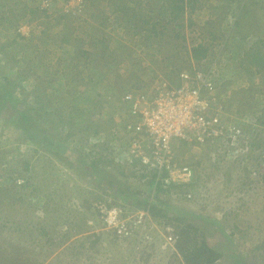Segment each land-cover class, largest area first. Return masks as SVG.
<instances>
[{
  "label": "rangeland",
  "instance_id": "obj_1",
  "mask_svg": "<svg viewBox=\"0 0 264 264\" xmlns=\"http://www.w3.org/2000/svg\"><path fill=\"white\" fill-rule=\"evenodd\" d=\"M44 1L0 0L2 262L180 264L175 244L162 241L165 226L159 223L153 226L162 232H158L162 242L147 245L146 250H135L134 243L130 247L128 239L116 242L101 221L96 227L93 219L85 225L82 213L90 219L92 208L79 205L91 206L90 200L100 195L104 200L96 199L92 205L99 200L140 209L145 205L138 199L146 197L193 213L190 221L201 226L203 237L221 253L217 264H264V72L252 75L240 66L244 49L264 50V0H183V19L173 23L158 19L167 0H150L151 9L140 8V17L159 20L158 31L168 25L165 34L150 38L140 23L117 24L110 0H82V7L76 0H48V5ZM180 20L179 38L169 36ZM235 20L241 21L239 28L233 26ZM208 30L216 38L209 40ZM202 40L210 41L212 52L200 67L215 69L229 120L242 125L243 131L254 127L261 133L260 141L242 142L240 162L231 158L232 153L224 156L218 143L175 145V153L204 174L198 194L184 199L177 196L181 189L156 192L142 171L131 169V162L116 164L122 160L115 149L98 147L108 140L119 143L120 135L125 145L120 115L125 109L116 106V94L133 88L148 92L158 83L168 84L170 70L198 67L186 60V50ZM28 114L30 133L22 128ZM94 130L98 135H92ZM257 142L263 147L257 149ZM100 155L112 161L103 167L96 162ZM15 165L21 170L11 174ZM77 208L83 212L73 215ZM98 235L99 243H93Z\"/></svg>",
  "mask_w": 264,
  "mask_h": 264
},
{
  "label": "built area",
  "instance_id": "obj_2",
  "mask_svg": "<svg viewBox=\"0 0 264 264\" xmlns=\"http://www.w3.org/2000/svg\"><path fill=\"white\" fill-rule=\"evenodd\" d=\"M76 2L81 4L82 0ZM48 3V0L44 1L45 5ZM215 75L213 67H196L191 71H180L176 87L161 82L148 95L137 91L124 93L121 103L128 107L130 116L124 122L129 147L117 158L138 162L135 167L139 171L142 167L160 173L163 186L167 187L171 183L181 185L191 182L194 176L193 168L180 164L179 160L184 158L175 153V145L180 142L188 145L214 142L224 147L225 153H232L231 156L242 154L245 148L240 144L248 140V131H243L242 125L229 120L230 115L217 93ZM241 138L240 144L237 143ZM177 196L191 198L192 194L188 192ZM95 206L105 229L119 239L130 238L150 217L144 207L126 209L122 205H107L105 202H97ZM167 231L165 243L173 245L177 237L170 227Z\"/></svg>",
  "mask_w": 264,
  "mask_h": 264
},
{
  "label": "trees",
  "instance_id": "obj_3",
  "mask_svg": "<svg viewBox=\"0 0 264 264\" xmlns=\"http://www.w3.org/2000/svg\"><path fill=\"white\" fill-rule=\"evenodd\" d=\"M150 0H110V2L114 3L115 7H114V11L117 14V24L119 25H124L127 24L128 27H135L134 25L135 22L136 23H140L139 27H142V30H147L148 33H150L149 38L152 35H156V36H160L162 34H165L164 30H168V25L163 24V28L158 31V24H159V20L156 21L153 19L152 16H148L147 18L144 17H140V15H142L139 12V9L143 8L146 11H148L149 9H151L150 7V3H148ZM161 1V0H160ZM166 3V11L165 13H163L162 15H158V19L162 18V21L164 20H168L167 23H173L174 20L177 19H183V14H184V2L183 0H167ZM142 6V7H141ZM85 7V5H84ZM147 15V13H145ZM63 15H67L69 17L71 14L64 12ZM169 16V17H168ZM182 16V18H181ZM169 18V19H168ZM178 21L175 22L174 25L176 24V26H174V28L171 30V33L169 32V36L170 34H172V37H178L180 35V32L178 31L179 29H177V27L182 26L181 22L182 21ZM142 21V23H141ZM211 21V20H209ZM211 24H213V22H210ZM235 27L239 28L242 23L239 20H235L233 23ZM177 29V31L175 30ZM207 35L208 38L210 40V38L214 39L216 38V34H214L213 31L208 30L207 31ZM224 36V34H221ZM166 36V35H165ZM64 40H67V38L65 37ZM207 40V39H206ZM206 40H202L200 41L198 44H195L192 47H189L188 50H186V54L189 55V57L187 56L186 60L188 62L194 61L198 66L201 65V62L205 59L208 58V56L210 55V41L208 40V42ZM184 41V38H183ZM223 45H226V42H224ZM186 48V47H185ZM244 52L246 53V57L240 62V66L242 68H244L245 70H248L252 75H257V74H263L264 72V50L260 47V46H251L247 49H244ZM216 58V57H215ZM209 59V58H208ZM186 68L183 67H178L177 69L170 70L167 74V77L170 79V84L171 85H178V80H177V75L178 73ZM190 70H193L194 67L189 68ZM177 73L176 75V80L172 78L173 74ZM264 75V74H263ZM220 80V79H218ZM219 85V83H218ZM154 87H152V89L148 90V92H150L151 90H153ZM129 90H135V88L133 89H128L126 91ZM144 93L147 94L146 91H143ZM219 92V90H218ZM12 93V92H11ZM125 93V91H121L119 93H117L116 97L119 99V104H117L116 106L118 108H123L122 107V103L120 102V97ZM221 93V92H219ZM150 94V93H149ZM2 108L0 107V110ZM122 117H124V111L120 114ZM31 119V116L28 114L26 116H24V121L25 123L22 124V128L26 131V132H31V127L28 124V120ZM261 119L264 120V116H261ZM123 120H125V118H123ZM248 120L246 119V122ZM259 119H256L257 125L260 127L259 125ZM245 122L243 121V125ZM264 125V124H263ZM262 125V126H263ZM118 128V127H117ZM122 132L121 134L124 136L123 137V141L125 143L121 144L122 138L120 135L119 138V143H110L109 140L107 141L108 143H106L103 146H99L98 150L102 151L103 147L104 148H109V150L115 149L116 150V157H118V155L124 151V149H128L129 145V138L127 135V132H125V123L123 124V128H122ZM252 131H248V140L249 138L251 140H259L260 134L261 133L260 130H256L254 129V127L252 128ZM114 133L116 134V131H114ZM98 135V130H94L92 135ZM102 138V137H99ZM113 141V139H112ZM246 141V140H245ZM260 141V140H259ZM101 143V142H100ZM263 143V142H262ZM260 142H257L256 145L255 143L253 144V146L255 145L257 147V149H259V147H263V144ZM48 144L51 146L52 141L50 140V142H48ZM110 144V145H109ZM188 145V144H187ZM242 148H244V144L241 143L240 144ZM52 147V146H51ZM108 150V151H109ZM111 153H108V155ZM227 153H224L223 155L226 156ZM107 155V154H105ZM241 155H237V156H231V158H233V160H238L240 162L241 159ZM101 159H107L108 161L105 163L103 161H100L101 159H97L96 162L98 163H102V166L105 167L107 165V163H110L112 161V159H108V156H103L100 155ZM179 158V157H178ZM209 158L211 159V156H209ZM180 159V158H179ZM180 164H188L186 163L185 159H180ZM123 162L126 163L127 160L124 161H116V164L118 165V163L120 165ZM131 169L134 170H139L136 169L135 166L137 164H139L138 162H133L131 163ZM191 163H189L188 165L191 166L193 168L194 171V176L191 180V182L188 183H182L181 185H174L173 183H171L169 186L164 187V183L162 182V175L160 173L154 172V171H147L144 170L142 167L140 169V171L143 172L142 177L143 178H147L148 182L152 185H154V188L156 189V192H167L169 193L170 190H174V189H181V192L178 194L182 195L183 189L184 190H188L189 193L192 194V196L198 194V190L201 189V186L203 184V175L202 173H196V170L194 169L197 165H190ZM126 165V164H124ZM195 166V167H194ZM25 169H29V164L26 163L24 165ZM130 167V166H129ZM12 168V173L13 174L15 171L17 170H21V168L18 165L15 166H11ZM100 171V170H99ZM96 172H98V170H96ZM250 174V172H248V175ZM262 177L264 180V172L262 173ZM246 183H244L245 185ZM185 192V193H188ZM201 193V192H199ZM184 194V193H183ZM175 195V194H173ZM99 200H104L103 197H101L100 195L97 196ZM126 200H130L131 196L128 194H125L123 196ZM184 199H187L186 197H182ZM96 199H91V206L90 203H81L80 208H86L88 210H90L91 208V212H90V216L91 218L89 219L88 216H86L84 213H82L83 211L79 210V208L75 209L74 211L71 212H75V214L73 215H80V213H82V219H83V223L86 225H88V222L90 220H94V227H96L98 224H100L99 222L101 221L99 219V211H96V206L92 205L94 202H96ZM99 200L97 202H99ZM112 204L116 203L111 202ZM138 204H144V208H146L150 214V219L146 222V224L144 226L139 227L137 230H135V232L133 233V235L126 240L128 243V245L131 247V245H133L134 243V247L135 250H141L147 249V245H153L155 244V242L159 243V236L158 232L160 234H162V232L160 231L159 228H156V226H153V223H159L160 225L165 226V230H167V227L171 228V232L174 236H176V241H175V254L177 255V257L180 259V264H217V261L219 260L221 253H219V251H217L216 249L212 248L210 246V244L208 243L207 239H205L203 237V230H201V226L200 225H196L193 222L190 221V218H192V216L194 215L193 213L190 212H185V213H181L179 211V209H175L172 207H169L168 204H166L163 201L160 200H154V199H146V197H142L138 199ZM111 205V204H109ZM78 207V206H77ZM138 208V207H135ZM77 213V214H76ZM77 217V216H76ZM76 217H73L74 219ZM205 218V217H204ZM152 221V222H151ZM102 224V223H101ZM234 227V232L236 231V225H232ZM44 232H46L45 230H43ZM168 233V231L165 234H162V241H165V235ZM115 236V235H114ZM202 236V237H201ZM115 238H117L115 236ZM100 240V236H96L95 239L92 241L93 243H99ZM119 238L116 239V242H118ZM160 241V243L162 242ZM114 241V246L119 245V243H116ZM124 242V241H122ZM264 242V241H263ZM264 248V243H262L261 245ZM258 246L254 247L257 249ZM143 250V251H144ZM134 250L133 248H131L129 250L130 253H132ZM129 253V254H130ZM134 254V253H133ZM3 257V256H2ZM2 257L0 258L1 263L0 264H8L5 262H2ZM7 257V256H5ZM129 258V257H128ZM127 258V259H128ZM149 259H146V261H148ZM168 264H175L174 261H170Z\"/></svg>",
  "mask_w": 264,
  "mask_h": 264
},
{
  "label": "clouds",
  "instance_id": "obj_4",
  "mask_svg": "<svg viewBox=\"0 0 264 264\" xmlns=\"http://www.w3.org/2000/svg\"><path fill=\"white\" fill-rule=\"evenodd\" d=\"M198 67H200V66H198ZM194 68H196V67H194ZM201 68H203V67H201ZM183 70H187V69H183ZM188 70H190V69H188ZM182 71V70H181ZM191 71V70H190ZM180 73V72H179ZM179 73H178V75H177V80H178V85H179ZM216 81H217V79H216ZM169 84H170V82H169ZM170 86L171 87H176L177 85H171L170 84ZM217 87H218V81H217ZM129 91H132V92H136V90H129ZM129 91H125V93L126 92H129ZM139 93H144L143 91H140ZM148 93V92H147ZM217 93H218V96L220 97V100L222 101V99H221V93H219L218 92V89H217ZM146 94V93H145ZM122 97V96H121ZM121 97H120V102H121ZM122 107H124V109H125V111H124V118L126 119L127 118V116H129V114L127 113V110H128V107L126 106V105H122ZM227 111V110H226ZM130 117V116H129ZM124 122H125V120H124ZM183 143V142H182ZM212 143V142H211ZM196 145H200V144H196ZM150 215V214H149ZM149 219H150V217H149ZM165 233L167 232V230H165L164 231ZM126 239H129V238H126ZM119 240H125V239H119ZM175 244V243H174Z\"/></svg>",
  "mask_w": 264,
  "mask_h": 264
}]
</instances>
